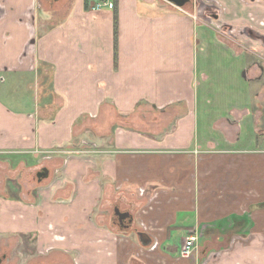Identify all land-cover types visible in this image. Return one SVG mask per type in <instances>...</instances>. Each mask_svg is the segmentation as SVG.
<instances>
[{"label":"crops","instance_id":"obj_1","mask_svg":"<svg viewBox=\"0 0 264 264\" xmlns=\"http://www.w3.org/2000/svg\"><path fill=\"white\" fill-rule=\"evenodd\" d=\"M98 1L114 5L93 10ZM192 4L198 13L167 0H0V155L41 164L49 153L42 168L61 171L32 197L0 196L4 259L15 238L16 264H264V140L213 148L198 133L202 22L193 17L220 15L233 40L226 49L256 50L264 61V0ZM87 139L95 152L66 156L63 146ZM137 192L151 201L159 193L155 209L144 210ZM122 201L144 215L127 208L135 222L124 230L101 215ZM190 230L203 242L191 263L178 255Z\"/></svg>","mask_w":264,"mask_h":264},{"label":"rangeland","instance_id":"obj_2","mask_svg":"<svg viewBox=\"0 0 264 264\" xmlns=\"http://www.w3.org/2000/svg\"><path fill=\"white\" fill-rule=\"evenodd\" d=\"M41 5H43V10L48 8L47 3H41ZM199 5L200 4H192V7L188 5L186 8L195 12L198 10ZM68 7L69 4H66V6L62 7L63 10L61 11H65ZM194 8L195 10H193ZM61 11L53 17V23H57L63 19L62 15L64 12ZM196 15L198 19L200 18V21H205V19L209 18V16L206 18V16L202 14ZM206 22L209 24L208 21ZM48 25L49 23L44 22L42 24V29H46ZM198 25V31H201V36L195 50L194 83L196 90L194 110L197 117L198 133L207 138H214L217 146L213 148H222L223 143L221 141L225 138L235 140L243 137L246 141L251 138L264 140V61L262 60L263 58H261V52H256V50L247 52L238 45L237 50H232L230 52L226 49V44L232 43L233 40L228 38L224 32L223 34L221 32L218 33L213 27L206 24L201 23ZM235 52L238 53L236 56ZM247 53L248 55L250 54V57L246 55ZM49 70L48 66H44V71L47 75L45 80H47V82H43V86L41 82L39 84L40 101L45 100L43 94L46 95V88L50 82L48 76ZM244 79L248 81V85ZM24 80H30V78L24 77ZM42 80L44 81V79ZM15 86L16 84L12 83L9 89L13 90ZM27 92L26 89V94ZM14 95L15 94H11L10 92V99L13 102L16 100V96ZM25 98L28 103H30V98ZM155 115H157V113H155ZM259 130L260 132L258 133ZM94 145L95 143L92 140L87 139L80 141V144L76 147L68 144L67 146H63V148H66L65 154L67 156L73 153H93L95 152L93 151ZM48 154L49 153L44 154L45 158H40L42 159L41 164L37 157H33V159L30 157L31 161L28 160V162L18 163V159H23L25 156L22 155L20 158L9 156L7 159L5 156L0 155V196H8L14 199L22 198L29 191L32 197L36 194L39 184L47 186L50 181L51 183L59 181L61 178V171L58 167L55 169L49 168L50 170L48 169L49 171H47L46 177L38 175L42 168L43 161L49 158ZM142 188H144L143 191L145 192L144 185ZM121 190L122 186L119 191ZM138 192H140V188H138ZM138 192L136 197H143V200L139 199V201H145L144 205H146V208L144 210L151 211L159 201L160 194L158 193L154 200L151 201L153 195L149 194L145 196L144 193V195L141 196ZM122 202H111L112 204L110 207L105 203L101 212L105 221H107L108 217H111V220L115 223L113 218V207L115 204L126 210L130 207L134 216L136 213V216L144 218L143 213L138 215L140 211H138L139 209L137 207ZM146 213L149 214L150 212ZM138 225L137 222V226ZM192 235L197 236L196 243L200 251L203 247V242L200 241L202 238L200 239L198 234L190 230L185 231L181 236H183L184 240ZM16 240L17 239L14 238L13 241L8 243V245L11 243L8 260L4 259V255L1 256L2 254H0V264H16L17 256L12 252V249H16ZM1 244L0 250L2 249ZM211 249L218 250L217 248ZM179 250L178 248V255ZM205 252L203 253L204 255ZM131 259L133 261V258ZM155 259L156 258H153L154 264H158L155 262ZM185 259H188L191 263L192 256L186 257ZM51 261L52 259H47L45 264H52ZM41 262H43V260ZM176 262L177 261L174 260V262L170 264H175Z\"/></svg>","mask_w":264,"mask_h":264},{"label":"built area","instance_id":"obj_3","mask_svg":"<svg viewBox=\"0 0 264 264\" xmlns=\"http://www.w3.org/2000/svg\"><path fill=\"white\" fill-rule=\"evenodd\" d=\"M216 3H217V5H219L218 4V1H216ZM105 5L107 7H109V8H112V6H113L112 5V2H102V1H98L95 4H93V6L91 8L93 10H97V9H100L101 7H103ZM173 5L178 10L187 13L186 9H184L183 7L176 6L175 4H173ZM216 15H217V12H216ZM193 17L195 19H198L197 18V15L195 13H194ZM219 18H220V15L219 16L217 15L215 18L214 17H210L208 20H205V21H202L201 20V22L202 23H205L206 25H209V26L213 27L218 33L221 32L223 34V32L224 33L226 32L225 25H223L222 23H220ZM206 21H208L209 24ZM225 35H226V33H225ZM140 191H143V189L141 188ZM196 239H197V236L196 235H192V236H189L187 239H184L181 242V244L179 246V249H180L179 250V257L186 258V257L192 256L198 250V245L196 243Z\"/></svg>","mask_w":264,"mask_h":264},{"label":"flooded vegetation","instance_id":"obj_4","mask_svg":"<svg viewBox=\"0 0 264 264\" xmlns=\"http://www.w3.org/2000/svg\"><path fill=\"white\" fill-rule=\"evenodd\" d=\"M193 0H187V2L185 3V5H190L192 3ZM209 16V14L207 15ZM41 171V170H40ZM117 207H115V212H114V221L115 224L118 225V227L121 228V230H124L126 228H128L132 223H133V214L126 210V209H122L120 208L118 205H116ZM116 210H119L121 213H126L129 212V215H127L125 218H121V215L119 213H116Z\"/></svg>","mask_w":264,"mask_h":264},{"label":"water","instance_id":"obj_5","mask_svg":"<svg viewBox=\"0 0 264 264\" xmlns=\"http://www.w3.org/2000/svg\"><path fill=\"white\" fill-rule=\"evenodd\" d=\"M177 6H184L185 3L187 2V0H167ZM39 176H42V177H46L47 176V169L46 168H42L41 171L38 173ZM116 213H119L121 215V218H125L127 215H129V212H126V213H121L119 210H116ZM142 233H139V235H141ZM150 244V240L148 241H144L143 242V245H148Z\"/></svg>","mask_w":264,"mask_h":264},{"label":"trees","instance_id":"obj_6","mask_svg":"<svg viewBox=\"0 0 264 264\" xmlns=\"http://www.w3.org/2000/svg\"><path fill=\"white\" fill-rule=\"evenodd\" d=\"M88 0H84L85 6H87ZM112 5H114V3H112ZM114 42H116V24H114ZM260 132V130L258 131V133Z\"/></svg>","mask_w":264,"mask_h":264},{"label":"bare ground","instance_id":"obj_7","mask_svg":"<svg viewBox=\"0 0 264 264\" xmlns=\"http://www.w3.org/2000/svg\"><path fill=\"white\" fill-rule=\"evenodd\" d=\"M177 6V5H176ZM184 6H186V5H184ZM183 7V6H182Z\"/></svg>","mask_w":264,"mask_h":264}]
</instances>
